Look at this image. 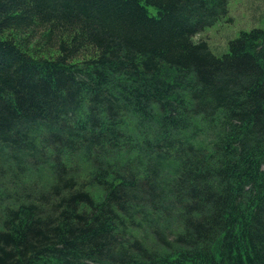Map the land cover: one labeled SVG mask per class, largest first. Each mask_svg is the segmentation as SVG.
Instances as JSON below:
<instances>
[{"label": "trees", "instance_id": "obj_1", "mask_svg": "<svg viewBox=\"0 0 264 264\" xmlns=\"http://www.w3.org/2000/svg\"><path fill=\"white\" fill-rule=\"evenodd\" d=\"M229 1L0 0V264H264V27L195 40Z\"/></svg>", "mask_w": 264, "mask_h": 264}, {"label": "rangeland", "instance_id": "obj_2", "mask_svg": "<svg viewBox=\"0 0 264 264\" xmlns=\"http://www.w3.org/2000/svg\"><path fill=\"white\" fill-rule=\"evenodd\" d=\"M228 7L229 12L225 16L195 36L196 41L207 40L218 55L229 51L230 40L238 37L242 30L264 27V0H230ZM150 10L156 12L154 6H150ZM26 34L28 36L21 35L22 41L31 52L48 55L57 52L53 37L48 36L46 28L33 27ZM74 167L77 173L81 171L82 176H86L90 170L89 166L82 168L79 161ZM94 190L99 193L100 189L97 187Z\"/></svg>", "mask_w": 264, "mask_h": 264}]
</instances>
